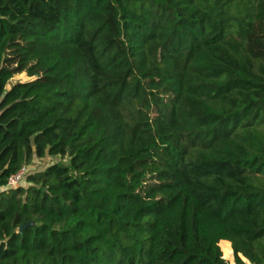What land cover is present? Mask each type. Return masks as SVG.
Returning a JSON list of instances; mask_svg holds the SVG:
<instances>
[{"label": "trees", "instance_id": "obj_1", "mask_svg": "<svg viewBox=\"0 0 264 264\" xmlns=\"http://www.w3.org/2000/svg\"><path fill=\"white\" fill-rule=\"evenodd\" d=\"M221 241L264 264V0H0V264H231Z\"/></svg>", "mask_w": 264, "mask_h": 264}, {"label": "rangeland", "instance_id": "obj_2", "mask_svg": "<svg viewBox=\"0 0 264 264\" xmlns=\"http://www.w3.org/2000/svg\"><path fill=\"white\" fill-rule=\"evenodd\" d=\"M32 80V78H28L25 74H19V75H15L11 81L9 82L8 88H10L12 85L16 84L17 82H27ZM67 158H60V157H45L44 159H37L35 160L31 167L29 168L32 172H39L44 170L45 168H47L48 166L52 165V164H56L59 162L62 163H67ZM222 251V249H221ZM222 256L223 259L229 261L231 264H233V257H232V253L227 256L224 255L222 252Z\"/></svg>", "mask_w": 264, "mask_h": 264}, {"label": "built area", "instance_id": "obj_3", "mask_svg": "<svg viewBox=\"0 0 264 264\" xmlns=\"http://www.w3.org/2000/svg\"><path fill=\"white\" fill-rule=\"evenodd\" d=\"M28 173L29 170L26 166L21 167V169L17 173L9 177L7 181V186L13 187L18 185L27 176Z\"/></svg>", "mask_w": 264, "mask_h": 264}, {"label": "crops", "instance_id": "obj_4", "mask_svg": "<svg viewBox=\"0 0 264 264\" xmlns=\"http://www.w3.org/2000/svg\"><path fill=\"white\" fill-rule=\"evenodd\" d=\"M220 243H225L226 244L224 247H225V250H226V255L229 256L232 253L230 243L227 242V241H221Z\"/></svg>", "mask_w": 264, "mask_h": 264}, {"label": "water", "instance_id": "obj_5", "mask_svg": "<svg viewBox=\"0 0 264 264\" xmlns=\"http://www.w3.org/2000/svg\"><path fill=\"white\" fill-rule=\"evenodd\" d=\"M25 227H27V224L23 225V226L20 228V232H21Z\"/></svg>", "mask_w": 264, "mask_h": 264}]
</instances>
